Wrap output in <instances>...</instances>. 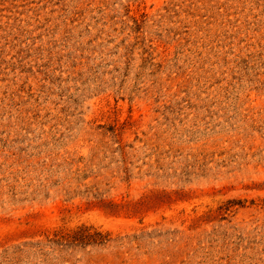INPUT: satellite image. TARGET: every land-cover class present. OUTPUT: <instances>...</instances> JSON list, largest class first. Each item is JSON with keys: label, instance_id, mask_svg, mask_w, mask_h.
<instances>
[{"label": "rangeland", "instance_id": "374dc122", "mask_svg": "<svg viewBox=\"0 0 264 264\" xmlns=\"http://www.w3.org/2000/svg\"><path fill=\"white\" fill-rule=\"evenodd\" d=\"M0 264H264V0H0Z\"/></svg>", "mask_w": 264, "mask_h": 264}]
</instances>
